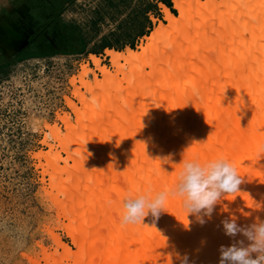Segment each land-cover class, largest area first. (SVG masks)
I'll return each mask as SVG.
<instances>
[{
	"label": "bare ground",
	"instance_id": "bare-ground-1",
	"mask_svg": "<svg viewBox=\"0 0 264 264\" xmlns=\"http://www.w3.org/2000/svg\"><path fill=\"white\" fill-rule=\"evenodd\" d=\"M172 1L179 14L162 4L167 22L140 52L129 48L123 57L108 51L119 74L92 56L104 79L82 81L86 92L73 79L75 96L83 104L80 108L70 101L78 123L65 116V134L46 124L68 157L50 152L39 154L40 160L54 158L68 167L69 159L82 158L73 167L81 168L77 174L59 162L51 168L56 192L48 194L69 221L77 251L63 247L71 264H162L184 257L187 264H218L220 246L231 242L222 220L235 216L247 225L264 219V205L248 208L251 192L264 194V153H258L264 143V4ZM142 61L147 65L141 68ZM83 70L82 79L93 73ZM221 156L244 184L223 196L230 203L238 196L247 198L234 206V213L216 223L207 217L200 222L186 215L179 198L170 197L158 218L149 214L142 223L121 224L126 193L171 189L182 159L203 162ZM45 256V264H64L58 256Z\"/></svg>",
	"mask_w": 264,
	"mask_h": 264
},
{
	"label": "rangeland",
	"instance_id": "rangeland-1",
	"mask_svg": "<svg viewBox=\"0 0 264 264\" xmlns=\"http://www.w3.org/2000/svg\"><path fill=\"white\" fill-rule=\"evenodd\" d=\"M257 4H264V0ZM173 9L176 14L170 11L178 15ZM166 22L159 0H0V264H32L29 260L36 258L45 264L46 252L71 264L63 247L77 251L66 227L69 221L48 195L56 192L51 168L58 162L60 167L66 164L38 158L50 152H60L63 159L68 155L46 124L65 134V116L78 123L70 101L80 108L83 104L75 96L73 79L77 86L96 76L104 79L92 56L119 74L108 51L123 57L129 48L140 52L142 45H148V37ZM146 65L142 61L140 67ZM84 67L93 73L82 79ZM150 70L147 67L146 72ZM129 73L133 75V70ZM118 78L123 80L124 74ZM82 92H86L84 86ZM81 159H69L66 170L80 172ZM243 186L240 183V188ZM251 194L250 210L264 205V194ZM245 200L238 196L230 203L222 198L207 217L209 222L234 213V206ZM181 260L162 264H180Z\"/></svg>",
	"mask_w": 264,
	"mask_h": 264
},
{
	"label": "clouds",
	"instance_id": "clouds-1",
	"mask_svg": "<svg viewBox=\"0 0 264 264\" xmlns=\"http://www.w3.org/2000/svg\"><path fill=\"white\" fill-rule=\"evenodd\" d=\"M258 153H264V143L258 146ZM179 164L180 171L171 189L155 194L150 189L125 194L121 201L122 225L142 223L149 214L158 218L170 197L180 199L187 216L195 215L203 222L204 217H211L225 194L239 191L241 179L234 165L222 156L203 162L195 158L182 159ZM221 223L224 235L231 242L220 246L218 264H264V219L257 218L242 225L235 216H230ZM181 264H187V257Z\"/></svg>",
	"mask_w": 264,
	"mask_h": 264
},
{
	"label": "trees",
	"instance_id": "trees-1",
	"mask_svg": "<svg viewBox=\"0 0 264 264\" xmlns=\"http://www.w3.org/2000/svg\"><path fill=\"white\" fill-rule=\"evenodd\" d=\"M160 3L166 5L168 8L172 10L174 14H176L175 10L173 9L174 5L172 0H159Z\"/></svg>",
	"mask_w": 264,
	"mask_h": 264
}]
</instances>
